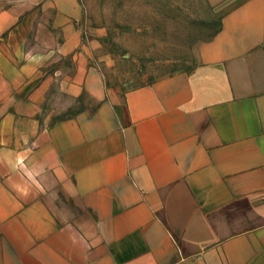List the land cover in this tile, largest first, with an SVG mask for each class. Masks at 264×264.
I'll return each mask as SVG.
<instances>
[{
    "label": "crops",
    "instance_id": "crops-1",
    "mask_svg": "<svg viewBox=\"0 0 264 264\" xmlns=\"http://www.w3.org/2000/svg\"><path fill=\"white\" fill-rule=\"evenodd\" d=\"M94 2L0 0V264H264V0L127 88Z\"/></svg>",
    "mask_w": 264,
    "mask_h": 264
},
{
    "label": "rangeland",
    "instance_id": "rangeland-1",
    "mask_svg": "<svg viewBox=\"0 0 264 264\" xmlns=\"http://www.w3.org/2000/svg\"><path fill=\"white\" fill-rule=\"evenodd\" d=\"M219 1L96 0L81 25L104 30L110 81L137 87L194 66L198 46L220 29Z\"/></svg>",
    "mask_w": 264,
    "mask_h": 264
}]
</instances>
